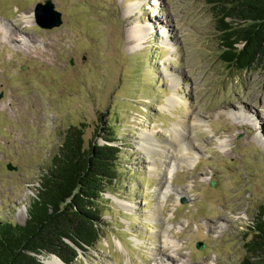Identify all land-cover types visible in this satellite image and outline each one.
Masks as SVG:
<instances>
[{"label": "rangeland", "instance_id": "rangeland-1", "mask_svg": "<svg viewBox=\"0 0 264 264\" xmlns=\"http://www.w3.org/2000/svg\"><path fill=\"white\" fill-rule=\"evenodd\" d=\"M43 1L0 0V220L24 222L75 125L86 145L113 133L120 152L101 236L74 264H239L264 217V61L223 62L205 0H51L52 28L35 22ZM137 22L151 30L136 41Z\"/></svg>", "mask_w": 264, "mask_h": 264}, {"label": "trees", "instance_id": "trees-1", "mask_svg": "<svg viewBox=\"0 0 264 264\" xmlns=\"http://www.w3.org/2000/svg\"><path fill=\"white\" fill-rule=\"evenodd\" d=\"M205 1L214 11L223 62L245 70L264 61V0ZM101 140L86 145L80 127L66 129L29 198L24 222L0 220V264H46L41 257L50 254L74 264L80 251L94 247L102 232V195L119 176L117 139L110 132ZM248 230L239 264H264L263 213Z\"/></svg>", "mask_w": 264, "mask_h": 264}, {"label": "bare ground", "instance_id": "bare-ground-1", "mask_svg": "<svg viewBox=\"0 0 264 264\" xmlns=\"http://www.w3.org/2000/svg\"><path fill=\"white\" fill-rule=\"evenodd\" d=\"M159 0H154V3L158 4ZM135 5V4H134ZM129 10L126 9L124 11V16H128V12ZM1 28V27H0ZM151 30L150 26L149 25H145V26H141L138 22L134 25H131L129 31H128V35H129V38H133V40H141L143 39V37H145L149 31ZM14 33V30H9L7 29L6 30V34L3 38H11L12 34ZM3 36V35H2ZM131 36V37H130ZM30 44L29 46H26L28 48V50H32L30 48ZM238 113H240V118H242L243 121H250L252 122L253 126H255V129L258 128V121L255 119V114L254 115H250L249 112H247V109H246V106H240L239 108L236 109ZM240 121V124L244 123L243 121L239 120ZM175 131H178L177 128H174ZM178 134L174 135V138L172 139V142H170L169 146L172 147L173 145H175V143H178V138H177ZM143 142L146 143V145H148V147L152 150H155V146H158L159 147V144L158 142H154L156 141V139L152 136V135H148L147 133H144L143 135ZM174 142V143H173ZM153 164V163H152ZM152 169L154 168L153 166L151 167ZM173 250H175V252L178 251V248H174ZM159 252V250H154V253L157 254ZM56 257V256H55ZM54 256H50V257H46L44 258V260L49 263V264H63L61 263V261H59L57 259V257L55 258Z\"/></svg>", "mask_w": 264, "mask_h": 264}, {"label": "water", "instance_id": "water-1", "mask_svg": "<svg viewBox=\"0 0 264 264\" xmlns=\"http://www.w3.org/2000/svg\"><path fill=\"white\" fill-rule=\"evenodd\" d=\"M34 14H35V22L37 23V25L41 27L52 28V27L59 26L62 22L61 13L57 11L56 9H54L53 3L51 2V0H44L43 2H37L35 5ZM1 96H2V92H0V97ZM6 167L9 170L16 169V167L11 165L10 162L6 163ZM42 261L46 264H49L44 260ZM61 262L65 264L63 261Z\"/></svg>", "mask_w": 264, "mask_h": 264}]
</instances>
